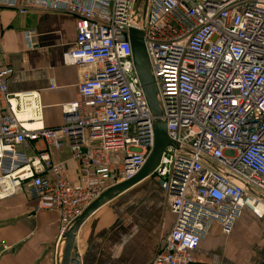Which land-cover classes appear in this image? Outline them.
<instances>
[{
  "label": "built area",
  "instance_id": "2783aa9c",
  "mask_svg": "<svg viewBox=\"0 0 264 264\" xmlns=\"http://www.w3.org/2000/svg\"><path fill=\"white\" fill-rule=\"evenodd\" d=\"M133 3L0 0L22 16L72 15L75 41L63 61L79 74L76 99L59 105L62 123L47 128L40 94L9 92L13 70L0 66V201L24 193L34 213H57L58 257L83 211L144 167L160 120L168 143L151 177L175 222L149 264H194L212 225L228 236L244 210L264 220V0H148L143 45L159 117L132 61ZM34 35L24 33L28 49ZM63 147L76 181L46 150ZM9 250L0 244V256Z\"/></svg>",
  "mask_w": 264,
  "mask_h": 264
},
{
  "label": "crops",
  "instance_id": "0c3cea01",
  "mask_svg": "<svg viewBox=\"0 0 264 264\" xmlns=\"http://www.w3.org/2000/svg\"><path fill=\"white\" fill-rule=\"evenodd\" d=\"M28 30L35 32L31 49L24 41ZM74 41L72 15L29 11L22 16L0 8V66L13 70L7 89L38 92L47 128L62 123L59 105L76 99L78 71L63 61ZM51 81L57 86L54 90L48 89ZM27 149L23 151L31 155ZM46 150L53 161H65L71 181L78 179L67 147ZM33 209L34 201L24 193L0 201V244L10 248L0 256V264H60L64 245L54 256L58 214L34 213ZM174 222L175 215L157 183L146 177L84 220L75 235L69 264H149ZM193 255L194 264H264V220L244 210L228 236L212 225Z\"/></svg>",
  "mask_w": 264,
  "mask_h": 264
},
{
  "label": "water",
  "instance_id": "95a60500",
  "mask_svg": "<svg viewBox=\"0 0 264 264\" xmlns=\"http://www.w3.org/2000/svg\"><path fill=\"white\" fill-rule=\"evenodd\" d=\"M147 3L148 0H134L131 13V25L128 34L132 61L140 82V86L149 105L150 112L154 117H159L161 116L160 104L157 98V91L153 84V79L149 70L143 45L144 21ZM153 129L154 148L144 167L131 179L120 183L103 193L85 211H83L80 217H78L73 222L71 228L64 235L63 254L60 264H69L75 235L85 219H87L96 209H98L107 201L120 195L123 191L153 174L159 163L164 148L168 143L165 132V124L162 121L157 120L153 126ZM72 262L74 261L72 260Z\"/></svg>",
  "mask_w": 264,
  "mask_h": 264
}]
</instances>
